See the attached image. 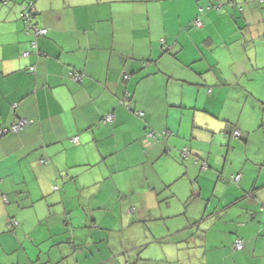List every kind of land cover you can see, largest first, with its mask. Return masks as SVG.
<instances>
[{"label":"crops","instance_id":"obj_1","mask_svg":"<svg viewBox=\"0 0 264 264\" xmlns=\"http://www.w3.org/2000/svg\"><path fill=\"white\" fill-rule=\"evenodd\" d=\"M240 1L0 0V126L28 120L0 264H264V0Z\"/></svg>","mask_w":264,"mask_h":264},{"label":"trees","instance_id":"obj_2","mask_svg":"<svg viewBox=\"0 0 264 264\" xmlns=\"http://www.w3.org/2000/svg\"><path fill=\"white\" fill-rule=\"evenodd\" d=\"M247 1H249V0H242L240 3H242V2H247ZM236 6L238 7V5L236 4ZM24 7L25 8H30L29 9V11H30V14L29 15H31L30 16V19H29V21L28 22H26V20L24 19V17L22 16V11L24 10ZM212 8H215V9H219V8H221L222 7V3H218V2H216V3H214L212 6H211ZM32 8H33V3L31 2V1H29L28 3H25V4H23L22 6H21V9H22V11H21V21L23 22V25H24V28H25V30L27 31V32H33L34 33V35H36V36H43L44 34H37V33H35L34 32V29L35 28H37L36 27V25H35V23L33 22V20H34V13H32ZM201 10H203L202 8H201ZM200 10V11H201ZM197 21H199V22H201L200 21V18L198 17L196 20H195V22H197ZM37 29H42V28H37ZM46 30V29H45ZM36 48V49H35ZM33 49H35V50H33ZM36 52L37 54L39 53L38 51H37V43H36V41L35 40H31V41H29V45L27 46V48L25 49V50H23V52H22V54L23 55H28L30 52ZM75 73H79V72H71V78L73 79V75L75 74ZM83 78V77H82ZM76 82H81V81H76ZM126 98V97H125ZM125 102V101H124ZM107 115H112V119L114 120V113L113 112H110V113H107ZM21 119H24V120H26L25 118H18L16 121H14L12 124H10V125H7V126H0V128H5L6 130H7V132L6 133H2V134H0V140L4 137V136H6V135H9V134H18L19 132H21L25 127H26V125H27V123H28V120H26V124L23 126V128L21 129V130H19L18 132H13V131H11L9 128H10V126H12L13 124H16V123H18ZM102 121L104 122V123H111V122H108V121H106V115H104L103 117H102ZM156 132V131H155ZM167 131H164V135H163V137H161V139H163V138H166V136L167 135H169L168 133H166ZM159 133V132H158ZM146 136V135H145ZM75 137H77V139L76 140H74V138ZM71 140L72 141H74V142H77L78 141V136H74V137H72L71 138ZM160 140V139H159ZM143 141H148V138H144L143 139ZM183 149H187V152H188V155H187V157H184L183 155H182V151H183ZM179 156H180V158L181 159H188L189 157H190V150L187 148V147H184V148H182L180 151H179ZM40 163H44V162H46L47 160H46V158H41L40 160ZM195 162H198V159H195L194 160ZM200 163V169H202V170H205L207 167H206V162L205 161H202V162H199ZM203 164H205V168L203 167ZM54 189H56V187L54 186ZM0 197L3 199V201L4 202H8V200H7V198H6V196L5 195H3V194H1L0 193ZM131 211H133V208L131 209ZM18 224H19V222H18V220L15 218V217H10V218H8V221H7V229L10 231V232H14L15 231V229L18 227ZM233 246H234V244H233Z\"/></svg>","mask_w":264,"mask_h":264},{"label":"built area","instance_id":"obj_3","mask_svg":"<svg viewBox=\"0 0 264 264\" xmlns=\"http://www.w3.org/2000/svg\"><path fill=\"white\" fill-rule=\"evenodd\" d=\"M29 9L30 8L27 9V8L24 7V10L22 11L23 12L22 16L24 17L26 22L29 21L30 16H31V15H29L30 14ZM196 23L199 24L200 22L197 21ZM34 32L37 33V34H44L46 32V30L45 29H37V28H35ZM73 80L74 81H81L82 80V75L80 73H75L73 75ZM107 119H112V115H108ZM25 124H26V120L21 119L18 123L13 124L12 126H10L9 129L11 131H13V132H18L19 130H21L23 128V126ZM6 132H7V130L5 128H0V134L6 133ZM166 133L169 134V132H166ZM163 135H164V132H159L158 133V132H155V131L151 130V131L146 133V138L151 137V138L155 139V141H157V140L161 139V137H163ZM232 135H233V137L238 138L241 134H240V131L238 129H235V130H233ZM76 139H77V137L74 138V140H76ZM182 155L184 157H187V155H188L187 149H183ZM203 167L205 168V164H203ZM240 177H241L240 174H236V175L231 177V180L233 182H238L240 180ZM242 246H243V242L241 240L238 239V240L235 241V243H234V248L235 249H241Z\"/></svg>","mask_w":264,"mask_h":264},{"label":"rangeland","instance_id":"obj_4","mask_svg":"<svg viewBox=\"0 0 264 264\" xmlns=\"http://www.w3.org/2000/svg\"><path fill=\"white\" fill-rule=\"evenodd\" d=\"M240 2H241V1H240ZM222 9H223V8H221L220 10H222ZM212 10L216 11L215 9H212ZM248 102H252L251 98L248 99ZM234 115H238V112L235 111V112H234ZM107 117H108V115L106 114V121H108V122H112V121H113V119H107ZM244 117H245V116L242 115V116H241V119H242V120H245ZM256 136H257V135H256ZM252 137H255V136H252ZM148 140H149V141H155V139H153V138H151V137H149ZM204 171H205V170H204ZM229 181H230V180H229ZM10 258H11V255H10L9 257H3L4 261H8V262H10V261H9Z\"/></svg>","mask_w":264,"mask_h":264}]
</instances>
